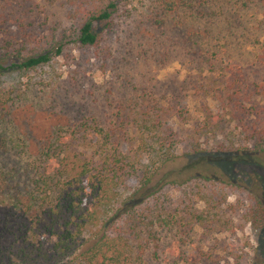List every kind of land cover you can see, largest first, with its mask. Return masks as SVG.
<instances>
[{
	"label": "rangeland",
	"instance_id": "obj_1",
	"mask_svg": "<svg viewBox=\"0 0 264 264\" xmlns=\"http://www.w3.org/2000/svg\"><path fill=\"white\" fill-rule=\"evenodd\" d=\"M104 10L112 16L94 24L98 44L83 47V24ZM262 46L264 0H0V56L61 48L46 66L0 74V168L21 170L16 183L26 189L22 169L44 147L55 150L53 169L98 153L92 144L103 135V151L143 155L147 163L159 130L172 131L178 159L156 180L196 160L191 154L199 149L233 184L166 187L141 206L169 207L181 239L172 246L160 235L145 244L143 236L135 247H181L183 260L173 264H264V229L246 216V187L264 191V95L251 88L264 81ZM238 152L261 164L229 167L224 155ZM140 178L129 179L126 192L138 189ZM154 252L146 249L134 264L168 263Z\"/></svg>",
	"mask_w": 264,
	"mask_h": 264
},
{
	"label": "trees",
	"instance_id": "obj_2",
	"mask_svg": "<svg viewBox=\"0 0 264 264\" xmlns=\"http://www.w3.org/2000/svg\"><path fill=\"white\" fill-rule=\"evenodd\" d=\"M165 6L176 7L171 3ZM110 8L115 9L114 5ZM111 16L112 12L108 10L92 14L80 30V44L96 46L99 34L94 24L109 22ZM60 54L61 48L56 51L51 48L33 51L25 57L8 49L0 56V74L35 70L48 65ZM251 88L264 95V81L253 83ZM211 118L210 115L208 119ZM152 128L160 127L152 125ZM95 130L98 135L103 133L100 129ZM159 132L151 143L154 150L147 152L146 159H150L147 163H144L143 155L131 157L117 153V150L111 154L108 150L103 151L108 146L107 140L103 139L108 135H103L102 142L92 144L98 153L84 154L75 162H60L53 169L51 162L55 157L52 152L55 150L50 145L44 147L47 152L22 169L23 175L29 178L26 189L16 183V175L21 174V170L0 168V264H61L62 261H69V264L72 261L76 264H134L136 256L146 249L155 250L157 259L166 254L161 259L168 260V263L163 261L166 264L183 260L181 247L154 249L144 247L146 245L142 243L135 247L143 236H147L145 244L160 235L164 239L170 238L172 246L181 239L176 218L172 215L174 212L169 207L162 204L159 208L156 205L155 209H143V204L168 186L181 188L197 180L204 185L203 189H207L208 185L214 187L218 183L230 186L234 179L212 163L215 162L213 157L200 156L199 149H194L191 156L199 155L196 160L178 171L167 170L160 180H156L157 172L176 163L180 142L172 131ZM9 146V141L3 139L1 147L7 149ZM224 156L229 167L238 164L247 168L261 164L260 157L245 152ZM124 158L128 163H124ZM239 172L241 175L240 169L234 173ZM140 173V187L126 192L129 179ZM212 191V196L218 195ZM246 191L249 192L246 216L253 227L264 229V191L249 187ZM184 212L191 220L203 219L196 213ZM138 220L141 226L136 225ZM139 227L144 229L137 232ZM160 241L163 239H157V243ZM166 250H169L168 254Z\"/></svg>",
	"mask_w": 264,
	"mask_h": 264
}]
</instances>
